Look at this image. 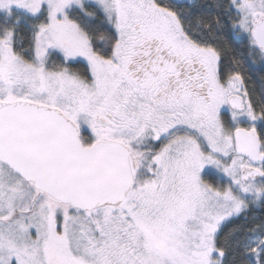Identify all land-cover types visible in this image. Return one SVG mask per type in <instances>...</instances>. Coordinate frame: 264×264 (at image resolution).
I'll list each match as a JSON object with an SVG mask.
<instances>
[{
    "label": "snow or ice",
    "instance_id": "obj_1",
    "mask_svg": "<svg viewBox=\"0 0 264 264\" xmlns=\"http://www.w3.org/2000/svg\"><path fill=\"white\" fill-rule=\"evenodd\" d=\"M257 61L264 0H0V264H264Z\"/></svg>",
    "mask_w": 264,
    "mask_h": 264
},
{
    "label": "trees",
    "instance_id": "obj_2",
    "mask_svg": "<svg viewBox=\"0 0 264 264\" xmlns=\"http://www.w3.org/2000/svg\"><path fill=\"white\" fill-rule=\"evenodd\" d=\"M243 47V46H241ZM246 74L251 79L250 87H255L257 93L261 90L264 85H262L261 81H264V66H262L259 61L255 62L254 64H247L245 65ZM256 217L264 216V211L257 209L253 213ZM239 223L243 224L244 221L241 220Z\"/></svg>",
    "mask_w": 264,
    "mask_h": 264
}]
</instances>
